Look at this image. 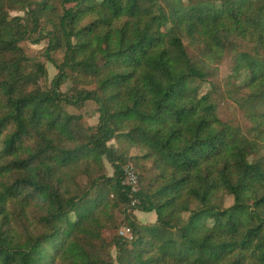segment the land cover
Here are the masks:
<instances>
[{
  "label": "trees",
  "instance_id": "trees-1",
  "mask_svg": "<svg viewBox=\"0 0 264 264\" xmlns=\"http://www.w3.org/2000/svg\"><path fill=\"white\" fill-rule=\"evenodd\" d=\"M262 150L264 0H0V264H264Z\"/></svg>",
  "mask_w": 264,
  "mask_h": 264
},
{
  "label": "rangeland",
  "instance_id": "rangeland-1",
  "mask_svg": "<svg viewBox=\"0 0 264 264\" xmlns=\"http://www.w3.org/2000/svg\"><path fill=\"white\" fill-rule=\"evenodd\" d=\"M24 16L25 13L24 12H11L10 16ZM185 45L188 47V50L191 54H195V52L193 51V48L189 45V42L187 41V39H184ZM48 45V41H42L39 44L33 43L31 41H27L22 43V46L24 47L25 51L27 52V54L36 59L37 61L44 63L48 69V77L44 78V80H42V84L45 87L50 86L51 81L53 80V78L55 77V75L57 74V69L55 68V66L53 65V63L51 61L48 60L47 56L45 55V48ZM243 48L242 50H250L252 47L247 46L245 43H243ZM62 57V55L59 53L57 55H55V58L60 60ZM219 67V75L215 78V80L217 82H221L224 83L225 80L227 79V77L230 75L231 73V68H232V60H231V56H227L223 62L218 66ZM71 83L68 82L66 83L63 87H62V91L66 92L68 91V89L71 87ZM207 85L204 87V91L207 90ZM218 113L220 115V117L225 120V121H230L232 123H234L237 126H240L245 132H247L248 128L250 127V123L246 120V118L243 116L242 112L239 110V108L232 102L229 101H225V100H221L218 97ZM67 111L69 113H74V114H80L84 117L85 122L87 125L89 126H95L98 123V119H99V113H98V106L96 105V103L89 101L85 104V106L83 108H75V107H66ZM112 144H114L116 147L119 146L116 142H112ZM261 154L264 156V150H262ZM107 168H108V173L112 174L113 170L110 166L109 163H106ZM232 204V200L229 199L226 201V206H230ZM134 214L136 215L137 219L139 220L140 223L145 224V225H149L152 223L156 222L157 216L154 212L152 213H145V212H141V211H135ZM120 218L123 219L124 215L123 214H119ZM126 228L127 225L123 224L121 226V228L119 229V235H120V231L123 228ZM127 236H129V233H126ZM121 236V235H120ZM117 255V251L116 249L112 250V256L114 258H116Z\"/></svg>",
  "mask_w": 264,
  "mask_h": 264
},
{
  "label": "built area",
  "instance_id": "built-area-1",
  "mask_svg": "<svg viewBox=\"0 0 264 264\" xmlns=\"http://www.w3.org/2000/svg\"><path fill=\"white\" fill-rule=\"evenodd\" d=\"M124 184L129 188L131 194H136L139 193L140 191V182H139V176H138V172L135 168L134 165H128L124 168ZM137 204V200L134 199L131 202V206L134 207ZM126 233H129L130 235L127 236ZM120 235L121 237L129 240V241H133L134 240V236L130 230V228L127 226L126 228L124 227L121 231H120Z\"/></svg>",
  "mask_w": 264,
  "mask_h": 264
}]
</instances>
